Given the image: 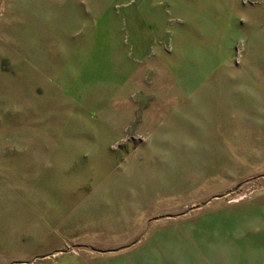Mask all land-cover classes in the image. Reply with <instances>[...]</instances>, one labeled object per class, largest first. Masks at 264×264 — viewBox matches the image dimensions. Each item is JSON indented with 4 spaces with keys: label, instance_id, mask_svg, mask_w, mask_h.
<instances>
[{
    "label": "rangeland",
    "instance_id": "obj_1",
    "mask_svg": "<svg viewBox=\"0 0 264 264\" xmlns=\"http://www.w3.org/2000/svg\"><path fill=\"white\" fill-rule=\"evenodd\" d=\"M0 264H264V0H0Z\"/></svg>",
    "mask_w": 264,
    "mask_h": 264
},
{
    "label": "crops",
    "instance_id": "obj_2",
    "mask_svg": "<svg viewBox=\"0 0 264 264\" xmlns=\"http://www.w3.org/2000/svg\"><path fill=\"white\" fill-rule=\"evenodd\" d=\"M241 99H243V98H240V101L242 102V100ZM238 101H239V98H238ZM238 106H239V102H238ZM241 111V109L240 108H238V114H239V112Z\"/></svg>",
    "mask_w": 264,
    "mask_h": 264
}]
</instances>
